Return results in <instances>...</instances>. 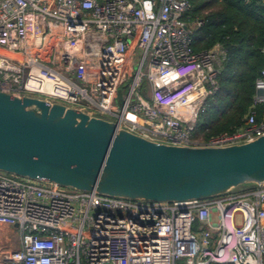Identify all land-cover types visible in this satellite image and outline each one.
<instances>
[{
    "label": "built area",
    "instance_id": "2783aa9c",
    "mask_svg": "<svg viewBox=\"0 0 264 264\" xmlns=\"http://www.w3.org/2000/svg\"><path fill=\"white\" fill-rule=\"evenodd\" d=\"M189 8V0H0V91L59 102L170 145L252 141L264 123L251 114L235 133L194 137L225 50L193 51ZM254 102H264V66ZM4 228L17 232V246L2 238L0 264H264V184L145 201L0 171Z\"/></svg>",
    "mask_w": 264,
    "mask_h": 264
},
{
    "label": "water",
    "instance_id": "95a60500",
    "mask_svg": "<svg viewBox=\"0 0 264 264\" xmlns=\"http://www.w3.org/2000/svg\"><path fill=\"white\" fill-rule=\"evenodd\" d=\"M0 171L112 197L200 199L264 184V134L225 146L170 145L59 102L0 91Z\"/></svg>",
    "mask_w": 264,
    "mask_h": 264
},
{
    "label": "trees",
    "instance_id": "16d2710c",
    "mask_svg": "<svg viewBox=\"0 0 264 264\" xmlns=\"http://www.w3.org/2000/svg\"><path fill=\"white\" fill-rule=\"evenodd\" d=\"M185 21L193 51L218 44L225 50L217 90L207 98L194 137L207 141L247 126L248 115L264 123V102H254L255 81L264 66V5L261 0H189Z\"/></svg>",
    "mask_w": 264,
    "mask_h": 264
},
{
    "label": "rangeland",
    "instance_id": "374dc122",
    "mask_svg": "<svg viewBox=\"0 0 264 264\" xmlns=\"http://www.w3.org/2000/svg\"><path fill=\"white\" fill-rule=\"evenodd\" d=\"M131 80V76L128 75L127 76V81L125 84L121 85L119 87V91L121 94H125L127 93V84L130 82ZM144 96V95H143ZM249 188L248 186H239L236 188V192L241 191V190H245ZM4 237L9 238L10 241H8V244H12V246H17V232L15 230H8V231H4L3 229L0 230V244L3 243V239Z\"/></svg>",
    "mask_w": 264,
    "mask_h": 264
},
{
    "label": "crops",
    "instance_id": "0c3cea01",
    "mask_svg": "<svg viewBox=\"0 0 264 264\" xmlns=\"http://www.w3.org/2000/svg\"><path fill=\"white\" fill-rule=\"evenodd\" d=\"M3 230H4V231H8V229H7V228H4Z\"/></svg>",
    "mask_w": 264,
    "mask_h": 264
}]
</instances>
